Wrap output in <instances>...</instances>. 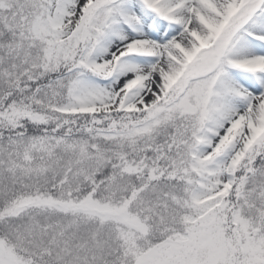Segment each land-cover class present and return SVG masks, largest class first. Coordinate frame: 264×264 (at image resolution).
<instances>
[{"label": "snow or ice", "instance_id": "6c2138e0", "mask_svg": "<svg viewBox=\"0 0 264 264\" xmlns=\"http://www.w3.org/2000/svg\"><path fill=\"white\" fill-rule=\"evenodd\" d=\"M0 264H264V0H0Z\"/></svg>", "mask_w": 264, "mask_h": 264}]
</instances>
